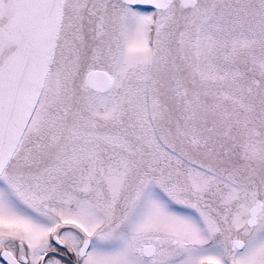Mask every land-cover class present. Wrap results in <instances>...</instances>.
<instances>
[{
    "label": "snow or ice",
    "instance_id": "snow-or-ice-1",
    "mask_svg": "<svg viewBox=\"0 0 264 264\" xmlns=\"http://www.w3.org/2000/svg\"><path fill=\"white\" fill-rule=\"evenodd\" d=\"M0 264H264V0H0Z\"/></svg>",
    "mask_w": 264,
    "mask_h": 264
}]
</instances>
